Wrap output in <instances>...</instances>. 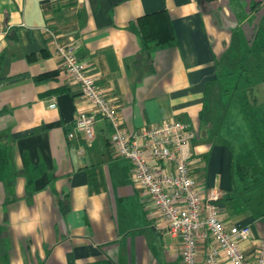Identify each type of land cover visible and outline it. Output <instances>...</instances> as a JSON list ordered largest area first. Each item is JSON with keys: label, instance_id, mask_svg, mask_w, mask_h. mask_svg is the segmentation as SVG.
I'll list each match as a JSON object with an SVG mask.
<instances>
[{"label": "crops", "instance_id": "obj_1", "mask_svg": "<svg viewBox=\"0 0 264 264\" xmlns=\"http://www.w3.org/2000/svg\"><path fill=\"white\" fill-rule=\"evenodd\" d=\"M157 12L174 42L144 39L138 19ZM45 27L74 39L128 134L166 120L195 131L191 175L204 194L221 192L227 224L252 228L241 247L254 258L264 238V0H0V264H181L179 237L134 184L110 124L97 116L93 139L69 137L90 104ZM215 244L199 241V264Z\"/></svg>", "mask_w": 264, "mask_h": 264}, {"label": "built area", "instance_id": "obj_2", "mask_svg": "<svg viewBox=\"0 0 264 264\" xmlns=\"http://www.w3.org/2000/svg\"><path fill=\"white\" fill-rule=\"evenodd\" d=\"M44 29L90 104L89 111L78 113L69 137L83 133L87 141L93 139L97 116L110 124L115 151L133 164L134 184L147 190L168 232L179 237L181 264H199L198 243L208 237L216 244L207 251L204 264H264V238L257 241L256 255L249 259L241 243L252 240V228L227 224L218 205L221 192L212 188L204 194L191 175L190 144L195 131L185 122L166 120L128 134L118 106L107 98L87 64L76 56L74 39L61 42L53 30ZM49 107L56 108V101H51ZM84 151V147L79 149L81 154Z\"/></svg>", "mask_w": 264, "mask_h": 264}, {"label": "trees", "instance_id": "obj_3", "mask_svg": "<svg viewBox=\"0 0 264 264\" xmlns=\"http://www.w3.org/2000/svg\"><path fill=\"white\" fill-rule=\"evenodd\" d=\"M138 23L141 33L147 42L157 41L159 43H167L172 40L173 42L175 41L176 36L174 30L173 35H171V21L164 12L143 15L138 19ZM53 74H55V72L43 74L38 80L45 79Z\"/></svg>", "mask_w": 264, "mask_h": 264}, {"label": "rangeland", "instance_id": "obj_4", "mask_svg": "<svg viewBox=\"0 0 264 264\" xmlns=\"http://www.w3.org/2000/svg\"><path fill=\"white\" fill-rule=\"evenodd\" d=\"M231 92H232V89H231ZM245 122L248 124V126H250V118H245ZM239 127V128H238ZM237 128H238V130H241V126H238ZM228 135H230V139L229 140H231V142L233 143V141H232V137H233V133L231 132L230 134L229 133H227ZM235 134H237V133H235ZM240 138L242 137V140H240L239 139V143H246V141H245V138H246V136L244 135V133H242V135L241 136H239ZM249 144V143H248ZM246 145V144H245ZM242 153H244V154H246V152L247 153H249L250 152V150L248 149V148H245V150H242L241 151Z\"/></svg>", "mask_w": 264, "mask_h": 264}]
</instances>
